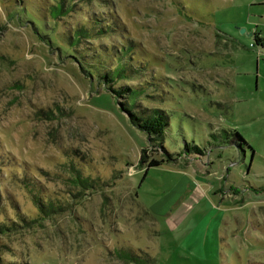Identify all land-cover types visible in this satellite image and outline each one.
<instances>
[{
	"label": "rangeland",
	"instance_id": "1",
	"mask_svg": "<svg viewBox=\"0 0 264 264\" xmlns=\"http://www.w3.org/2000/svg\"><path fill=\"white\" fill-rule=\"evenodd\" d=\"M262 3L108 0L116 35L90 54L39 24L38 0H0L2 208L38 214L20 169L68 203L1 235L0 264H264V50L249 47L264 36ZM97 62L137 69L128 103L167 110L169 152L194 140L204 155L139 165L146 135L104 89ZM235 132L241 148L224 141ZM64 152L85 157L103 185L72 198Z\"/></svg>",
	"mask_w": 264,
	"mask_h": 264
},
{
	"label": "trees",
	"instance_id": "2",
	"mask_svg": "<svg viewBox=\"0 0 264 264\" xmlns=\"http://www.w3.org/2000/svg\"><path fill=\"white\" fill-rule=\"evenodd\" d=\"M107 1L108 0H38L37 6L41 12L39 24L46 30L55 33L58 42L60 41L62 44L68 43L76 47L81 46V48L82 44H85V47L90 49L88 53L91 54L92 50L97 47L95 41L105 37L112 39L113 36L116 35V27L114 26L115 16L109 13V11H103ZM95 5L98 6L99 9H95ZM71 18L73 21L76 19L75 29L73 31L68 29L72 24L70 23ZM34 30L38 31L37 28H34ZM39 37L43 42H46L47 36L45 34L39 35ZM254 44L264 46V38L255 36ZM81 51L83 50L81 49ZM127 61L132 63L130 60ZM97 65L94 66L98 70V79L101 80L100 82L104 83V89L113 96L118 108L127 116L130 125L144 132L146 135L147 143L141 149L138 160L139 165L144 166L143 164L146 163L145 167L146 170H148L150 167L158 166L167 161H175L177 158L186 160L204 155L205 149L197 145L194 140H192V144L185 141L184 149L179 152H169L164 146V133H167L170 126V116L167 110L158 107L144 106L138 101H136V103H128L127 97L124 95L130 90L128 82L136 80L133 76L134 73L138 71L137 69L134 68L135 72H125L119 70L118 65L111 64V62H97ZM141 74H143V70ZM90 75L92 76V74ZM225 140L229 141V144L235 143V145L240 148L244 144L246 145V142L237 132H235L233 138H226L224 141ZM149 151L158 152L159 158L157 157L149 160ZM64 159L65 160L62 161L60 165L62 166L66 182L74 189L75 193L71 195L72 198H79L87 194L88 191L98 189L103 185L104 180L92 174L89 162L85 160V157L79 154V152H64ZM20 171L22 174V176L18 178L20 187L28 193L38 214L36 217L27 218L21 212H17L15 205L11 206L10 204L13 212L11 213L12 215H8L5 207L3 206L2 208L0 196V236L17 232L19 229L31 228L39 221L67 209L68 203L66 199L56 197L53 194H47L46 188L37 182L30 173L26 172L25 169H20ZM40 176L41 175H39V177ZM3 192L6 194L5 188H3ZM6 198L7 201L10 202V197L8 196ZM131 253L132 251L128 252V250L119 249L116 255L129 262L132 260L129 256ZM6 264L24 263L13 261L12 263Z\"/></svg>",
	"mask_w": 264,
	"mask_h": 264
},
{
	"label": "crops",
	"instance_id": "3",
	"mask_svg": "<svg viewBox=\"0 0 264 264\" xmlns=\"http://www.w3.org/2000/svg\"><path fill=\"white\" fill-rule=\"evenodd\" d=\"M259 5L264 6V3L259 4ZM260 19H261V21H264V16H260ZM253 35H254V34H253ZM260 37H261V38H264V36H260ZM255 45H258L259 48H260L261 50H264L262 45H259V44H255ZM255 45H254V46H255ZM254 46H253V47H254ZM261 46H262V47H261ZM249 47H250V46H249ZM253 47H250V48H253ZM257 84H258V83H257V81H256V82H255V89H256V90H257Z\"/></svg>",
	"mask_w": 264,
	"mask_h": 264
},
{
	"label": "built area",
	"instance_id": "4",
	"mask_svg": "<svg viewBox=\"0 0 264 264\" xmlns=\"http://www.w3.org/2000/svg\"><path fill=\"white\" fill-rule=\"evenodd\" d=\"M254 45H255V44L252 43V42L249 43V46H250V47H253ZM261 47H262V46H261Z\"/></svg>",
	"mask_w": 264,
	"mask_h": 264
},
{
	"label": "water",
	"instance_id": "5",
	"mask_svg": "<svg viewBox=\"0 0 264 264\" xmlns=\"http://www.w3.org/2000/svg\"><path fill=\"white\" fill-rule=\"evenodd\" d=\"M263 49H264V46H263Z\"/></svg>",
	"mask_w": 264,
	"mask_h": 264
}]
</instances>
